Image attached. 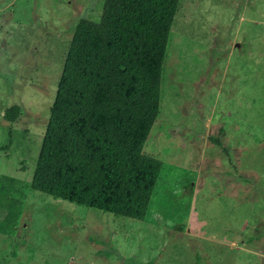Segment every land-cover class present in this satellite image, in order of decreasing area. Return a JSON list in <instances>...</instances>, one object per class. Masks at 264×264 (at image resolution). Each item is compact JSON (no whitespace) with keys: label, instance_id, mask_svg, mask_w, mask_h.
I'll use <instances>...</instances> for the list:
<instances>
[{"label":"rangeland","instance_id":"rangeland-1","mask_svg":"<svg viewBox=\"0 0 264 264\" xmlns=\"http://www.w3.org/2000/svg\"><path fill=\"white\" fill-rule=\"evenodd\" d=\"M103 1L0 0V187L22 201L0 264H264V0H179L142 147L162 164L144 219L27 188L74 27Z\"/></svg>","mask_w":264,"mask_h":264},{"label":"trees","instance_id":"trees-1","mask_svg":"<svg viewBox=\"0 0 264 264\" xmlns=\"http://www.w3.org/2000/svg\"><path fill=\"white\" fill-rule=\"evenodd\" d=\"M179 0H104L77 21L27 188L130 220L144 219L162 168L142 147L158 114L161 66ZM13 105L3 112L11 123ZM3 194L0 233L19 214Z\"/></svg>","mask_w":264,"mask_h":264}]
</instances>
